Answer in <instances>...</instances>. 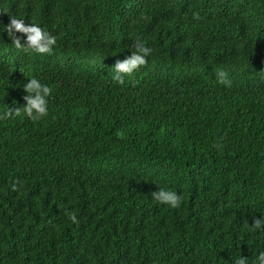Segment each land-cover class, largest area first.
Here are the masks:
<instances>
[{
  "label": "trees",
  "instance_id": "obj_1",
  "mask_svg": "<svg viewBox=\"0 0 264 264\" xmlns=\"http://www.w3.org/2000/svg\"><path fill=\"white\" fill-rule=\"evenodd\" d=\"M0 12V113L26 103L30 78L52 89L42 120H0V264H253L264 0H0ZM9 16L54 35L53 53L18 52ZM137 40L152 54L120 85L111 68ZM157 185L180 207L154 201Z\"/></svg>",
  "mask_w": 264,
  "mask_h": 264
},
{
  "label": "clouds",
  "instance_id": "obj_2",
  "mask_svg": "<svg viewBox=\"0 0 264 264\" xmlns=\"http://www.w3.org/2000/svg\"><path fill=\"white\" fill-rule=\"evenodd\" d=\"M9 18L10 22L3 28V31L7 33L12 46L18 52L28 55H50L53 53L54 46L57 43L54 35L37 24L30 23L26 25L23 19H17L12 16H9ZM17 33L23 34L26 39L22 42ZM130 49L131 54L122 60L117 59L111 68L114 73L112 80L120 85L125 83V77H131L135 72L146 67L148 64L147 58L152 54V49L138 40L132 43ZM215 75L219 84L229 88L232 87L233 82L229 79L226 71H217ZM23 90L27 93V95L23 96V100L26 103L21 107H8L0 113V120L20 117L23 114L33 122H37L49 115L48 97L52 92L49 86L42 84L38 78L33 77L24 84ZM15 103L13 101L14 105ZM214 147L221 149L222 144L217 143ZM13 187L15 188V185ZM151 198L161 205H167L172 208H179L182 203L180 194L159 185H157V190L151 193ZM66 215L70 222L79 223L74 211L66 212ZM251 226L257 230L264 229V218H254ZM232 264H248V258L240 255L232 261ZM253 264H264V251L258 254Z\"/></svg>",
  "mask_w": 264,
  "mask_h": 264
}]
</instances>
